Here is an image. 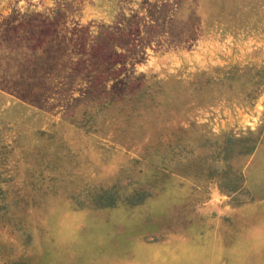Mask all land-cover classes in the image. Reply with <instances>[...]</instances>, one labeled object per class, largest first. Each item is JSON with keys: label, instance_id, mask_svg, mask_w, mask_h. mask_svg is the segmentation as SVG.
Returning a JSON list of instances; mask_svg holds the SVG:
<instances>
[{"label": "rangeland", "instance_id": "rangeland-1", "mask_svg": "<svg viewBox=\"0 0 264 264\" xmlns=\"http://www.w3.org/2000/svg\"><path fill=\"white\" fill-rule=\"evenodd\" d=\"M0 264H264V0H0Z\"/></svg>", "mask_w": 264, "mask_h": 264}, {"label": "trees", "instance_id": "trees-1", "mask_svg": "<svg viewBox=\"0 0 264 264\" xmlns=\"http://www.w3.org/2000/svg\"><path fill=\"white\" fill-rule=\"evenodd\" d=\"M256 146H257V143L247 147L246 153L251 154L255 150Z\"/></svg>", "mask_w": 264, "mask_h": 264}]
</instances>
